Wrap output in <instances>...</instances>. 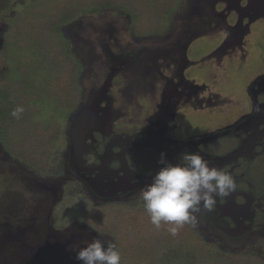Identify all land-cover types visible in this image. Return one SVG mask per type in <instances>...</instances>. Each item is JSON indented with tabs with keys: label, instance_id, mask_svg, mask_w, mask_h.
<instances>
[{
	"label": "rangeland",
	"instance_id": "374dc122",
	"mask_svg": "<svg viewBox=\"0 0 264 264\" xmlns=\"http://www.w3.org/2000/svg\"><path fill=\"white\" fill-rule=\"evenodd\" d=\"M25 1L12 0L2 13L0 48L7 28L3 17L11 15ZM246 1L178 0L165 30L148 36L133 34L128 15L115 7L80 15L62 26L61 32L81 64L82 98L87 100L103 86L115 67L113 73L118 82L111 92L115 109L122 112L119 122L142 126L160 100L164 83L178 82L175 74L187 64L184 81L193 78L195 83L205 85L202 93L211 95L213 104L201 112L205 115L181 113L180 130L201 133L234 123L251 109L248 85L256 74L264 72V18H240L239 11L244 13ZM230 33L238 45L229 52L216 54ZM50 111L46 109L42 114L47 117ZM57 118L63 124V134L46 173L11 157L0 142V264L44 263L41 258H34V240L39 237L54 245L56 238H67L81 226L78 214L67 213L66 207L61 206H77L75 198H67L77 187L65 181L69 175L63 171L67 144L64 130L73 124L74 116L59 112ZM51 188L55 189L54 195ZM61 199L66 200L65 204L59 203ZM63 214L66 219L63 216L59 219ZM20 226L26 232L23 241L18 235ZM65 227L68 229L64 230ZM169 235L174 239L175 236ZM178 235H183L186 242L191 241L185 230ZM117 244L121 251L118 241ZM69 260L56 262L51 258L45 264Z\"/></svg>",
	"mask_w": 264,
	"mask_h": 264
},
{
	"label": "flooded vegetation",
	"instance_id": "af4514ba",
	"mask_svg": "<svg viewBox=\"0 0 264 264\" xmlns=\"http://www.w3.org/2000/svg\"><path fill=\"white\" fill-rule=\"evenodd\" d=\"M244 8V13L239 11L240 18H264V0H247ZM237 45L230 33L215 53L229 52ZM186 66L176 72L178 82L164 83L160 100L142 126L119 122L122 112L115 109L111 92L118 82L113 73L115 67L90 98L85 100L81 95L78 106L70 112L73 124L64 130L67 144L63 156V171L69 175L65 181L77 187L67 198H75L77 206L61 205L67 213L78 214L81 226L67 238H56L54 245L43 238L34 240V258L44 262L39 264L51 258L59 262L69 257L74 261L63 264H81L73 249L78 250L83 242L94 238H111L110 242L118 246L113 233L98 230L84 220L85 207L117 205L135 213L147 212L141 190L160 169L162 152L172 163L184 153L199 152L210 165L225 169L234 177L235 190L217 197L213 210L201 207L196 225L189 226L213 250L264 260V72L256 74L248 85L252 105L248 112L230 125L191 133L180 130V114L205 115L201 112L213 104V97L204 95L205 85L195 83L193 78L184 81ZM54 190L51 188L52 195ZM76 195L81 199L76 200ZM62 216L66 219L64 214L59 219ZM21 227L18 235L23 241L26 232ZM43 232L46 235L45 229Z\"/></svg>",
	"mask_w": 264,
	"mask_h": 264
},
{
	"label": "trees",
	"instance_id": "16d2710c",
	"mask_svg": "<svg viewBox=\"0 0 264 264\" xmlns=\"http://www.w3.org/2000/svg\"><path fill=\"white\" fill-rule=\"evenodd\" d=\"M12 0H0V17ZM178 0H26L11 15L0 48V142L9 155L41 173L52 163L63 124L81 100V64L61 27L80 15L115 7L129 17L136 36L160 34ZM22 105L19 119L12 110ZM52 110L47 117L42 113ZM84 220L113 233L121 246L120 264H264V260L213 250L186 224L191 237L171 239L164 224L157 229L147 212L117 205L85 207Z\"/></svg>",
	"mask_w": 264,
	"mask_h": 264
},
{
	"label": "clouds",
	"instance_id": "9594fccd",
	"mask_svg": "<svg viewBox=\"0 0 264 264\" xmlns=\"http://www.w3.org/2000/svg\"><path fill=\"white\" fill-rule=\"evenodd\" d=\"M24 110L17 105L11 116L19 119ZM158 163L161 167L141 190V199L151 224L157 229L162 222L169 225L167 231L172 236L186 224L195 226L201 207L213 210L217 197H225L236 188L228 171L210 165L199 152L184 153L176 163L162 152ZM83 243V247L73 249L81 264H120L121 254L114 243L100 238Z\"/></svg>",
	"mask_w": 264,
	"mask_h": 264
}]
</instances>
